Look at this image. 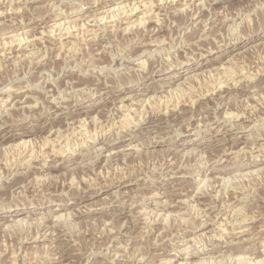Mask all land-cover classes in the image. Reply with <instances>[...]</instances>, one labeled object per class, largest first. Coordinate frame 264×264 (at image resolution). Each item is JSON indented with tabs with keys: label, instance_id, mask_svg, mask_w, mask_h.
Segmentation results:
<instances>
[{
	"label": "rangeland",
	"instance_id": "1",
	"mask_svg": "<svg viewBox=\"0 0 264 264\" xmlns=\"http://www.w3.org/2000/svg\"><path fill=\"white\" fill-rule=\"evenodd\" d=\"M0 145V264H264V0H0Z\"/></svg>",
	"mask_w": 264,
	"mask_h": 264
},
{
	"label": "bare ground",
	"instance_id": "2",
	"mask_svg": "<svg viewBox=\"0 0 264 264\" xmlns=\"http://www.w3.org/2000/svg\"><path fill=\"white\" fill-rule=\"evenodd\" d=\"M175 1V0H174ZM173 2V1H172ZM183 4H185V2H183ZM145 6V5H144ZM179 6H183L182 4H176V7H178L179 8ZM262 6V5H261ZM27 7V6H26ZM95 7V6H94ZM190 7V6H189ZM70 8H72V7H70ZM138 8V7H137ZM58 9V8H57ZM94 9V8H93ZM186 9V8H185ZM137 10V9H136ZM136 10H134V11H136ZM182 11V10H181ZM93 12H95V9L93 10ZM131 14V13H130ZM130 14H128V15H130ZM132 15H134L133 13H132ZM144 15V14H143ZM126 17V16H125ZM129 17V16H128ZM137 20V19H136ZM51 21V20H50ZM49 21V22H50ZM84 21V20H83ZM103 22V21H102ZM133 22V21H132ZM185 23V22H184ZM47 24H48V22H47ZM91 25V24H90ZM94 25V24H93ZM136 25V24H135ZM187 25V24H186ZM102 26V25H101ZM186 27V26H185ZM189 26H187L186 28H188ZM132 28V27H131ZM134 29V28H133ZM127 32V31H126ZM20 35V34H19ZM27 35V34H26ZM95 35V34H94ZM96 36V35H95ZM93 37V36H92ZM174 37V36H173ZM17 38V37H16ZM67 42V41H66ZM252 42H253V40H252ZM21 45V44H20ZM255 45V44H254ZM243 46V45H242ZM254 47V46H253ZM26 48V47H25ZM24 48V49H25ZM23 49V48H22ZM23 49V50H24ZM243 49V48H242ZM20 50H21V47H20ZM22 50V51H23ZM26 51H27V49H26ZM14 52V51H13ZM41 52V51H40ZM8 53V52H7ZM30 53V52H29ZM125 57V56H124ZM21 61V60H20ZM39 61V60H38ZM209 63H206V64H211L212 62L211 61H208ZM164 63V62H163ZM119 66H121L122 67V64H119ZM211 66V65H210ZM105 67V66H104ZM231 74V73H230ZM223 80V79H222ZM222 84V83H221ZM236 86V85H235ZM66 87V86H65ZM230 87V86H229ZM24 88V87H23ZM74 88V87H73ZM224 88H225V86H222L221 87V89H223L224 90ZM10 91V90H9ZM61 91V90H60ZM151 91H153L152 89H150V92ZM210 91V90H209ZM221 91V90H220ZM8 92V91H7ZM146 92H149V90H146ZM20 93V92H19ZM220 93V92H219ZM200 94V93H199ZM122 95V97H119L120 98V101L121 100H126L125 98L127 97V96H123V93L121 94ZM120 95V96H121ZM207 96V95H206ZM205 96V97H206ZM155 97V96H154ZM77 99V98H76ZM190 100V99H189ZM73 102V101H72ZM77 102V101H76ZM214 102V101H213ZM44 103V102H43ZM190 103V102H189ZM59 107V106H58ZM150 107V106H149ZM49 108V107H48ZM51 108V107H50ZM78 110V109H77ZM77 110H74L73 111V113L72 114H74L76 117H78V116H81V115H85V114H87L88 112H90L89 110H86L85 109V111L84 112H78ZM91 110V109H90ZM9 112V111H8ZM164 113V112H163ZM90 114V113H89ZM142 114V113H141ZM56 115V114H55ZM254 115V114H253ZM66 116V115H65ZM68 116L69 117H67V118H71V114L69 115L68 114ZM155 116V115H154ZM251 116V115H250ZM229 118H230V116H229ZM235 118V117H234ZM237 118V117H236ZM19 119V118H18ZM55 119V118H54ZM260 119V118H259ZM228 121V120H227ZM231 123V122H230ZM45 124V123H44ZM42 130V129H41ZM189 130V129H188ZM80 131V130H79ZM29 133V132H28ZM49 133V132H48ZM32 134V133H31ZM24 135H27V133H21V135L20 136H24ZM15 138V135H13V134H11V135H9V136H7V137H3L2 139H1V143L2 144H7L8 142H10V141H12L13 139ZM237 140H239V139H237ZM28 142V141H27ZM155 142V141H154ZM29 143V142H28ZM10 144V143H9ZM24 145V144H23ZM29 145V144H28ZM1 146V145H0ZM130 147H131V145H130ZM130 147H128V148H130ZM25 149V148H24ZM138 150V149H137ZM57 154V153H56ZM58 155V154H57ZM57 155L55 156V158H57ZM63 158V157H62ZM28 159V158H27ZM59 159V158H58ZM65 160V159H64ZM66 161V160H65ZM64 162V161H63ZM36 163V162H35ZM47 163V162H46ZM50 165V164H49ZM63 165V164H62ZM165 166V165H164ZM40 167V166H39ZM26 168V167H25ZM59 169V168H58ZM231 180V179H230ZM205 181H203V183H204ZM208 185V184H207ZM229 185V184H228ZM206 186V185H205ZM198 191V190H197ZM250 191V190H249ZM197 193V192H196ZM217 194V193H216ZM247 194V193H246ZM124 195V194H123ZM119 197L118 196H115V200H117ZM193 200V199H192ZM236 200V199H235ZM82 201V200H81ZM217 204V203H216ZM118 206V205H117ZM167 206V208H172V206L170 205V204H168V205H166ZM173 206H174V204H173ZM188 206V205H187ZM215 206V205H214ZM217 206V208H220V210H221V208L222 207H224L225 209L226 208H228V207H230V205H225V203H220V205H216ZM158 207H161V206H158ZM177 207V206H176ZM190 207V206H189ZM238 207H240V206H238ZM63 210V209H62ZM144 214H146L145 212H144ZM147 215V214H146ZM145 215V216H146ZM159 215V214H158ZM215 215V214H214ZM157 217V216H156ZM214 217V216H213ZM224 220V219H223ZM235 223V222H234ZM244 223V222H243ZM237 225V224H236ZM156 226H158V223H154V229L153 230H157V228H156ZM224 227H226V229L228 230V231H230V232H233V233H235V225L232 223V221H230L228 224H225V225H223ZM150 228V227H149ZM152 230V229H151ZM242 232V231H241ZM230 234V233H229ZM228 234V235H229ZM242 234V233H241ZM240 233H238L237 235H240V236H242ZM226 236V235H225ZM224 238H226V237H224ZM244 240V239H243ZM156 244V243H155ZM230 244H232V241L230 242ZM230 244H228V246H226V247H224V249H219V252H221V253H223V252H225V250L229 247V246H231ZM68 250V249H67ZM209 252V251H208ZM212 253H209V255H214L213 254V251H211ZM218 252V251H217ZM193 257H194V255H190V256H188V257H186V258H184V262L185 263H190L191 262V259H193ZM212 257V256H211ZM230 258V257H229ZM240 259V258H239ZM245 259V258H244ZM234 260H235V258H234ZM258 261V260H257ZM261 261V260H260ZM259 262V261H258Z\"/></svg>",
	"mask_w": 264,
	"mask_h": 264
}]
</instances>
